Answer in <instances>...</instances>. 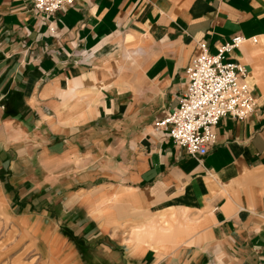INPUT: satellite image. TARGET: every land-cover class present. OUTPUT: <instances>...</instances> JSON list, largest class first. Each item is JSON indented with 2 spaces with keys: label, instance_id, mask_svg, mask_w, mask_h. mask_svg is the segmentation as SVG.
<instances>
[{
  "label": "crops",
  "instance_id": "0c3cea01",
  "mask_svg": "<svg viewBox=\"0 0 264 264\" xmlns=\"http://www.w3.org/2000/svg\"><path fill=\"white\" fill-rule=\"evenodd\" d=\"M236 36L255 111L192 159L154 124ZM0 207L50 264H262L264 0H0Z\"/></svg>",
  "mask_w": 264,
  "mask_h": 264
},
{
  "label": "built area",
  "instance_id": "2783aa9c",
  "mask_svg": "<svg viewBox=\"0 0 264 264\" xmlns=\"http://www.w3.org/2000/svg\"><path fill=\"white\" fill-rule=\"evenodd\" d=\"M75 1L32 0V6L36 13L49 17L61 8L71 7ZM245 43L253 45L256 39L233 37L217 46L215 54L199 43L201 55L185 69L186 87L178 106L167 118L154 124L155 132L167 130L173 144L192 159L208 153L215 143L213 128L220 119L230 116L243 121L255 111L256 99L245 81V67L238 62H224L226 54Z\"/></svg>",
  "mask_w": 264,
  "mask_h": 264
},
{
  "label": "rangeland",
  "instance_id": "374dc122",
  "mask_svg": "<svg viewBox=\"0 0 264 264\" xmlns=\"http://www.w3.org/2000/svg\"><path fill=\"white\" fill-rule=\"evenodd\" d=\"M31 229L27 222L17 224L0 207V264H50L47 251H42L33 238ZM25 230L30 234L21 239L20 236Z\"/></svg>",
  "mask_w": 264,
  "mask_h": 264
}]
</instances>
